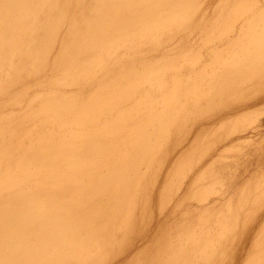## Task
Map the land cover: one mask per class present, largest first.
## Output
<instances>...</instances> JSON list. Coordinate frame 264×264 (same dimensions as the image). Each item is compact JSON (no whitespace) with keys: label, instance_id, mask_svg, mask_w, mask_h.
Segmentation results:
<instances>
[{"label":"bare ground","instance_id":"1","mask_svg":"<svg viewBox=\"0 0 264 264\" xmlns=\"http://www.w3.org/2000/svg\"><path fill=\"white\" fill-rule=\"evenodd\" d=\"M161 2L0 0V154H6L0 155V264H138L141 258V264H264V193L255 196L260 189L236 202L243 227L227 228L221 216L210 220L211 208L204 204L208 196L194 210L185 204L199 180L190 179L195 162L188 173L183 170L174 189L175 155L150 168L169 130L201 113L203 88L178 96L194 74L202 77L199 86L213 81L219 99L233 82L250 79L264 67V0H254L249 7L238 3L232 13L237 19L232 16L225 24L222 18L213 21L186 54V61L198 56L195 63L177 64L171 80L148 98L134 101L135 83L121 92L127 105L110 107L106 101L115 93L110 90L111 68L148 64V42L139 48L131 40L144 41L149 31L159 42L163 39L165 48L173 45L167 38L175 35L159 36L173 17V12H158ZM183 10L173 21L187 13ZM150 24L154 29L149 30ZM117 33H126L119 43L112 40ZM188 49L183 43L177 51ZM133 50L143 51L140 61L131 54L130 59L115 58L120 51ZM99 68H107L108 74L101 76ZM188 69L192 76L181 77ZM143 76L149 83L154 79L150 70ZM213 100L205 101L210 105ZM17 115L23 117L14 122ZM40 133L52 140L32 143L31 136ZM57 133L63 135L59 140ZM25 140L31 143L16 152ZM3 157L9 158L6 164ZM62 161L65 169L53 172ZM29 162L37 165L34 171L27 170ZM18 173L23 183L5 181ZM28 178L32 181L25 184ZM185 205V214L178 217ZM180 220L204 222L207 233L177 228V235L166 234ZM83 233L93 250L87 251L84 243L81 249L75 241ZM210 239L225 240L224 250L207 252ZM227 240H233L231 250Z\"/></svg>","mask_w":264,"mask_h":264},{"label":"rangeland","instance_id":"2","mask_svg":"<svg viewBox=\"0 0 264 264\" xmlns=\"http://www.w3.org/2000/svg\"><path fill=\"white\" fill-rule=\"evenodd\" d=\"M253 1L254 0H164V3L161 2L157 9L158 12L161 14L164 12H173V17L168 19L165 23L166 31H164L163 36H159H161V38H167L170 35H175L174 38H167L169 41L171 40L173 45L168 46L169 48H165L163 39L159 42L158 37L149 35L151 33L149 31L144 41H142L143 39L139 41L138 38L137 41L131 40L133 44L137 43L136 45H138L139 48L140 45L148 42L150 46L147 52L148 59L146 58L148 64L147 62L144 64L138 62L136 65H114L110 71L112 81L110 90L115 93L108 98L106 104L110 107L116 103H121L123 106L127 105L125 104L127 102L122 100L123 97L121 96V92L125 89L129 90L130 85L135 83L139 85L136 88L138 92L135 90L136 93L134 92L132 96L134 101L148 98L146 95H149L152 91L156 90V88H160L162 82L168 83L171 80V76L176 74V72L172 73V68L175 69L177 64H186L189 61H192L190 63H195L198 56L194 58L191 56V59L186 61V54L197 47L202 39L198 37H202L206 34L213 21L222 18L221 23L223 22L225 24L228 20L232 19V16L234 19H237L238 15L232 13L238 3L244 2L248 4ZM249 6L250 4H248V7ZM242 7L245 6L242 5ZM182 9L187 13L181 19L173 21V18L178 15V11L180 12ZM234 22L235 21L232 20V23ZM148 28L149 30L154 29L153 24H150ZM161 28L162 25H159L158 29L161 30ZM136 33H138V31H136L135 34ZM187 35H190L189 38L184 39ZM125 37L126 33H117L112 40L115 41V43H119L121 40L125 39ZM217 37L218 34L215 38ZM183 43H185L189 49L184 50L182 53L177 50L179 49V45ZM164 48L166 50H163ZM208 48L209 46L204 48L203 54ZM157 49H160V51ZM142 52V50H133L130 52L120 51L116 54L115 58L126 60V58L130 59L131 54L132 58L140 61ZM208 60L210 59L208 58ZM199 66H202V64ZM197 69H199V67ZM88 70L89 69H86L85 71ZM106 70L107 68H99L97 71L101 76H106L108 74ZM147 70L153 72L154 79L150 80L152 81L150 83L147 82L143 76ZM188 71L189 69L184 70L181 77H191L192 75L188 74ZM260 71L263 72L261 73ZM255 73V76L248 77L250 79H242L243 81L240 79L237 82H233V86L231 88L228 86V88L224 90L225 94L219 99H216L217 95L214 93V82L209 81L204 83V86H199L202 77L199 74H194L196 76L195 79H191L192 82L190 85L185 87L183 93H178V96L195 94L203 88L200 96L203 104V107L199 111L201 113L198 115H190L189 119H184L181 125H174L169 130L171 133L166 137V141H161L160 145L154 151L155 157L150 163L151 170H154L161 162H167L175 155L174 157L178 159V163L176 165L177 170L175 171V178H173L174 180L171 185L172 189H174L178 185L183 170H187L186 173H188L189 170L187 167L195 162L193 165L194 171L190 173V179L198 176L197 178L199 180L197 184L193 186L190 197L186 198L185 204L190 206L191 210H194L198 207H202L203 204L200 199L208 196L204 204L211 208L209 209V215L212 217L210 220L214 222V219L221 216L225 219L224 226L227 228L235 225L238 228H242L244 225V216L236 214L235 211L237 209L236 202L242 196L249 195L251 191L254 193L256 189H260V192L255 194V196H260L264 193V67H260L258 72ZM179 74L181 73L179 72ZM207 98L209 102L215 99L213 103H211L212 105L210 104L211 109H208L210 105L205 101ZM109 101H111V104ZM197 103L198 101L196 100L193 105H197ZM105 105H103L102 108H104ZM105 107L108 108V106ZM162 112L163 111L160 113ZM7 116H10V114L5 117ZM22 117L23 116L17 115L14 122H18ZM12 123L13 122H9L8 124ZM46 134L47 133H40V136L39 134H31V142L35 144L48 143L52 139L51 135ZM58 135L63 137V135L57 133L56 140H59ZM31 142L25 140L19 147H16V152H18L17 150L19 148V150L22 151L23 148H26ZM21 153L22 152H20V155ZM0 155L6 154L1 153ZM199 156L202 157V161L198 163ZM2 161L6 164L9 158L3 157ZM33 163L34 162L27 163V170L29 172L37 168V165ZM62 164L63 161L60 165L54 166L51 170L56 173H61L63 169H65ZM208 167L209 169L207 172H204ZM28 180L32 181V178L26 179L24 183L27 184L29 182ZM5 181L17 185L23 183L20 173ZM189 181L190 180L187 182ZM34 182L35 178L33 183ZM249 186L250 190L247 189ZM180 196L181 192L175 196V199L178 200ZM174 201H171L169 207L172 206ZM230 205L232 206L231 210H229ZM185 212L186 205L179 211L178 217L184 215ZM202 213L205 214L206 211L203 210ZM176 219L177 216L174 220ZM173 224L166 234L172 231V236L177 235V228L188 232L199 228L197 232L204 231V233H207L205 231L206 229H204V222L201 221H189L186 223L180 220L173 222ZM164 229H160L159 234H161ZM211 233H214V230H211ZM80 237L81 241L74 239L79 244V247L81 248L83 243L85 244L84 246H89V244H87V233H83ZM232 242L233 240H227V243L230 244L228 250H231ZM225 243V240L215 241L210 239L206 242V245H208L207 252L210 251V248L217 250V252H221L224 250ZM239 245L240 243L232 247L233 254L238 251ZM88 249L87 251L93 250L91 245ZM143 260V258L138 260V264H141ZM187 260H189L188 257L184 259V261Z\"/></svg>","mask_w":264,"mask_h":264}]
</instances>
